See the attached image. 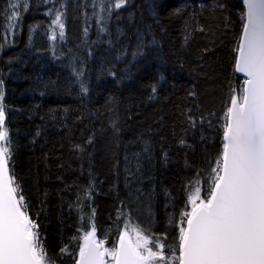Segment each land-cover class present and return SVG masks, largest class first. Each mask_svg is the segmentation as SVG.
Here are the masks:
<instances>
[{
  "label": "trees",
  "instance_id": "obj_1",
  "mask_svg": "<svg viewBox=\"0 0 264 264\" xmlns=\"http://www.w3.org/2000/svg\"><path fill=\"white\" fill-rule=\"evenodd\" d=\"M146 1L56 0L69 17L20 0L21 35L0 46L1 137L48 263L77 264L91 228L109 240L129 225L151 250L180 252L190 198L219 180L245 5ZM11 6L0 0L1 22Z\"/></svg>",
  "mask_w": 264,
  "mask_h": 264
},
{
  "label": "water",
  "instance_id": "obj_2",
  "mask_svg": "<svg viewBox=\"0 0 264 264\" xmlns=\"http://www.w3.org/2000/svg\"><path fill=\"white\" fill-rule=\"evenodd\" d=\"M256 1L247 0L238 60V73L249 78L244 111L231 112L223 177L210 212L190 224L184 264H264V0ZM0 222V264H37L1 162ZM94 246L79 264H103ZM119 264H136L125 241Z\"/></svg>",
  "mask_w": 264,
  "mask_h": 264
},
{
  "label": "rangeland",
  "instance_id": "obj_3",
  "mask_svg": "<svg viewBox=\"0 0 264 264\" xmlns=\"http://www.w3.org/2000/svg\"><path fill=\"white\" fill-rule=\"evenodd\" d=\"M19 1L20 0H12L11 11L8 14V16L10 14H12V16H11L12 24H11V27L9 28V30L6 31V33H4V26H5L6 22H1V21H3V19H1V21H0V24H1L0 25V46L1 47L5 48L7 46L14 45L16 43V39L19 37L21 18L25 14L24 10L22 9V3H19ZM139 3H143V1H139ZM149 3H150L149 0L146 1V6L147 5L149 6ZM256 3H258V0L256 1ZM48 8L57 9L60 12H67L69 17H70V12L72 11L68 7L67 8L64 7V8L59 9L56 6V0H50V4L48 5ZM85 19H86L85 26H83V28H82L83 32L86 31L85 29H90L92 26L90 19H88V17H86ZM44 29H45V27H44V25H42V27H41L42 33L44 32ZM68 30H69V28H68ZM130 30L132 31V29H130ZM84 34H85V32H84ZM66 36H71V34L68 33V34H66ZM85 38L86 37H84V39ZM95 38L97 41H101V40L104 41L103 40L104 36H99L98 33L95 34ZM86 41L87 40H85L84 42H86ZM97 41H95V43ZM98 43H96V44H98ZM50 46L53 49L51 42H50ZM108 47L111 50L107 51V53L110 54L109 59H112V58H114V48L111 47L110 45H108ZM83 50L85 51L84 48H83ZM68 51L70 53V57H69L68 62H80L82 60V49L81 48L72 49V47L70 45L68 47ZM243 95H244L243 91L240 92V90H238V91L236 90L235 93L233 94V96L230 98L229 109L232 108V106L235 103H238V104L241 103L242 104ZM3 99H4V89L2 88V80L0 78V154H1L2 159H3V163L6 166L7 171H8L9 167H8L7 159H6L7 149H6L5 139L1 137L5 133V129L3 128L2 121H1ZM8 173L10 174L9 171H8ZM8 183L10 184V187H11L12 177L8 178ZM218 183H217V185H218ZM213 189H214V185H212L210 192ZM215 189H216V187H215ZM215 189H214V192H215ZM11 190L14 192V190L12 188H11ZM214 192L210 198H205V197L199 195L198 193L193 195L190 198V212H189V214L193 213V212L195 214V212H196V215H197V214L201 213L202 211H204L205 207L208 205L211 198L213 197ZM14 193H16V192H14ZM31 227H32V231H34L35 226L32 225ZM126 229L127 230L125 232H122L119 236H116L114 239L112 238L109 240H107L106 238H105L106 240L100 239L99 238L100 235L93 228L87 230L83 236L82 243L80 246L78 263L80 261H82L83 255H85L88 252V250L91 248V246H94V243H93V241H94V242L98 243L99 248L101 247L105 251V253L107 255L106 264H117L118 244L121 241V239L126 238L131 243V245L134 249V252L136 254V257L138 259L139 264H181V253H179V254H175V253L166 254V253H163L160 249L158 251H153L149 247H147V245H146V243L148 244L147 240L145 242L141 238L140 233L135 228L127 225ZM185 234H186V231H185ZM107 245H109V246H107ZM114 246H116V247H114ZM169 253H171V252H169ZM40 258L43 259L44 264H51V263H48L47 260H44V258H42L41 255H40Z\"/></svg>",
  "mask_w": 264,
  "mask_h": 264
},
{
  "label": "bare ground",
  "instance_id": "obj_4",
  "mask_svg": "<svg viewBox=\"0 0 264 264\" xmlns=\"http://www.w3.org/2000/svg\"><path fill=\"white\" fill-rule=\"evenodd\" d=\"M238 97V96H237ZM239 109H240V112L242 113L243 112V104H239ZM9 171V170H8ZM11 177V176H10ZM16 194V193H15ZM17 196V195H16ZM215 197H216V195H215ZM206 208V211L207 212H209L210 211V209H211V203H208V205L205 207ZM20 214H21V217H22V221H23V224L25 225V228H26V235H27V237L28 238H32V235H33V231H32V225H31V222H30V220L28 219V217L26 216V214L23 212V210H20ZM0 227H2V222H0ZM6 229V228H5ZM2 231V230H1ZM0 231V232H1ZM3 235H6V231H4L3 230V233H2ZM11 234V230H10V232H8V234H7V236L8 235H10ZM6 236V237H7ZM13 237V236H12ZM16 252V251H15ZM31 252H32V254H33V256H34V258L35 259H37L38 260V264H42L41 262H40V257H37V255H36V250H35V248L34 247H31ZM17 253V252H16ZM100 255L102 256V258L104 259V264H106V258L105 257H107V255H106V253H105V251L101 248V251H100ZM21 257V256H20ZM12 259V258H11ZM16 263L17 262H19L18 261V259H16L15 258V260H14ZM10 262H12V261H10ZM14 262V263H15Z\"/></svg>",
  "mask_w": 264,
  "mask_h": 264
}]
</instances>
